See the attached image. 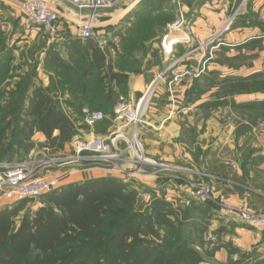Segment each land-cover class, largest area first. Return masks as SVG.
<instances>
[{"label":"crops","instance_id":"crops-1","mask_svg":"<svg viewBox=\"0 0 264 264\" xmlns=\"http://www.w3.org/2000/svg\"><path fill=\"white\" fill-rule=\"evenodd\" d=\"M20 1L0 0V96L3 90L16 88L18 79L26 74L37 76L29 96L51 83L59 86L64 77L60 68L54 72L57 60L67 63L81 44L104 49L108 62L115 64L123 54L124 41L136 26L148 22L150 17L168 16L152 26L157 36L144 43L148 52L142 55L141 73L126 72L125 85L113 86L110 99L114 104L122 101L136 105L155 82L149 101L141 109V123L127 127L117 123L112 116L116 107L113 105L106 114L110 126L104 132L82 131V136L74 141L89 139L92 134L106 136L116 132L131 138L136 130L146 154L168 162L166 174L170 175L159 178L151 174L128 176L117 170H110V175L103 170H72L63 186L90 179L117 178L131 184L144 203L159 197L174 207L189 208L190 214L201 212L214 232L208 243L196 248L207 257L204 264H264V229L243 224L223 209H212L208 203L194 200L177 176L211 184L216 202L264 211V131L255 135L250 130L243 133L242 127L251 125L236 121V113L242 110L239 106L264 101V90L231 92L241 82L250 86L264 82V0L130 1L103 11L97 37L91 40L79 38L77 13L63 0H51L54 9L64 17L59 40L44 37L43 32L28 24L22 16ZM179 10L185 12V25L172 33L173 50L165 54L161 40L178 18ZM230 20V29L220 37L225 45L214 50V59L209 60L212 45H204ZM67 33L71 37H64ZM30 53L31 58L26 59ZM179 58L180 62L167 71L169 64ZM175 75L184 76L172 86L171 94L169 83ZM80 90L78 87L75 94H80ZM68 92L59 96L60 106L72 119H77L82 108L79 104L68 105V101H73ZM34 141L39 142L37 148L46 138L36 133ZM68 147L71 146L67 145L64 152ZM222 159L240 166L239 170L223 166ZM4 202L0 200V211L13 205L3 206ZM208 253L212 256L208 257Z\"/></svg>","mask_w":264,"mask_h":264},{"label":"trees","instance_id":"trees-1","mask_svg":"<svg viewBox=\"0 0 264 264\" xmlns=\"http://www.w3.org/2000/svg\"><path fill=\"white\" fill-rule=\"evenodd\" d=\"M167 17H150L148 22L136 26L124 41L123 54L118 56L115 64L109 63L104 51L97 46L88 43L76 47L75 57L71 58L81 64L87 60L89 65L85 75H101L97 88L84 90L80 83L78 87L82 92L75 94L78 87L70 85L69 78L73 72L76 78L77 67L57 60V71L60 68L64 77L63 84L69 82L71 88L68 91L76 101L72 99L68 105H81L84 99L85 106L91 110L109 114L108 109L119 103L114 104L110 99L114 83L125 85L126 72L141 73L142 55L144 51V56L148 52L144 43L157 36L153 24ZM115 69L119 72H114ZM23 83L9 92L8 106L0 110L1 163L27 158L37 146L36 133L46 138L40 147L57 154L64 152L76 137L82 136V131L89 132L81 119L79 125V119L67 115L49 94L54 90L53 83L47 89L35 90L32 96L28 95L32 83L25 86L26 90ZM238 85L231 92L264 90L260 89L264 82ZM239 107L264 113V101ZM112 116L115 117V111ZM99 125L104 132L110 122L105 119ZM41 199L42 207L33 213H25L18 221L31 200L6 206L0 211V264H201L205 261L181 228L182 222L189 217L187 210L174 207L159 197L144 203L131 184L117 178L65 185Z\"/></svg>","mask_w":264,"mask_h":264},{"label":"built area","instance_id":"built-area-1","mask_svg":"<svg viewBox=\"0 0 264 264\" xmlns=\"http://www.w3.org/2000/svg\"><path fill=\"white\" fill-rule=\"evenodd\" d=\"M76 11L78 23V36L82 40L96 39L97 29L100 26L102 13L105 10H112L124 5L130 1L138 2L140 0H63ZM180 3L182 0H177ZM20 7L22 16L31 26L38 28L44 34L55 38L63 32L64 17L52 6L51 0H21ZM186 21L185 12L179 10L178 18L170 26L168 33L162 38L161 46L165 54H170L173 50L170 36L173 32L184 28ZM232 20L219 32L215 33L204 46L212 45L208 59H214V50L225 45L220 42V37L230 29ZM107 41L103 40V45ZM216 44V45H215ZM191 53V52H190ZM180 58L173 61L168 66L171 70L179 62ZM204 69V68H203ZM202 69V70H203ZM166 71V72H167ZM187 74H189L187 72ZM184 75H175L169 83L172 94V86L177 83ZM162 77V75L160 76ZM153 82L146 93L139 99L136 105L126 102H119L115 107V118L117 123H122L125 127L129 125L137 126L141 123V109L149 101L154 87ZM147 101L144 103V101ZM172 105L175 101L172 98ZM82 122L91 129L97 127L106 119V115L101 111H93L88 106H84L81 111ZM125 145V146H124ZM73 151L72 157L65 159L47 158L52 153L49 149L37 147L27 158L15 162H0V200H6L10 203H18L26 200H36L56 191L62 187L61 179L52 178L42 173L54 167L75 166H99L109 165L110 170H117L128 176L144 174H160L166 172L165 165L149 159L145 155L144 147L135 130L131 138L120 133H111L106 136L92 134L89 139H79L71 143ZM124 154L129 155L123 158ZM55 157V156H54ZM47 158V160H46ZM56 164H60L56 166ZM125 164V166H123ZM223 166L236 169L237 165L224 161ZM164 168V170L162 169ZM146 170H149L148 172ZM190 191V196L201 203L214 202L213 188L204 185L199 189ZM223 210L236 216L239 220L248 226L264 229V212H256L240 206L222 204Z\"/></svg>","mask_w":264,"mask_h":264},{"label":"rangeland","instance_id":"rangeland-1","mask_svg":"<svg viewBox=\"0 0 264 264\" xmlns=\"http://www.w3.org/2000/svg\"><path fill=\"white\" fill-rule=\"evenodd\" d=\"M6 22H8V20H6ZM43 35H44V37L49 38V39L53 38V37H51L50 35H47V34H43ZM69 37H71V35L66 36V38H69ZM54 39H58V40L61 39L60 35L58 37H55ZM102 51H104V49ZM25 58L26 59L27 58L30 59L31 58V53L28 56H25ZM35 60H37V58ZM67 63L70 64L73 67H75V66L77 67L76 68V70H77L76 78L74 77L75 76L74 72H73V75L69 78L71 80V82H72V83H70V85H73V86L77 85V87H78L79 84L81 83V85L84 88V90H85V88H88V87H93V88L96 87L97 88L99 86L98 85V78L101 75H99V74L94 75L92 73L88 74L87 76L85 75V70H86L87 66L89 65V63H87V60H84L83 64H81V63H79V61L70 58V59L67 60ZM79 64L82 67L81 69H79ZM81 71H82V74H81ZM54 72H57V70L56 71L54 70ZM26 75H25V79H23V77H21V79H18L17 84L15 86L16 88H14V89L9 88V89H5V90L2 91L1 96H0V110L2 108H5V107L8 106V102H9L8 94H9V92H11L12 90H16L19 87V85L21 83H23L24 80L27 79L28 81L23 83V89L26 90L27 87H25V86L28 85V84L31 85L33 79L34 80L37 79V76L34 77L33 74L32 75L28 74L27 76ZM65 79L68 82V79L67 78H65ZM63 83H64V80L62 82L60 81L59 86L58 85H54L53 86L54 94H52L53 92L49 93L58 102L59 105L61 104V101L59 100V96H61L62 94L67 92L69 90V88H71V86H69V82L66 83V84H63ZM36 84L39 85L38 82ZM234 86H239V85H234ZM20 88H19V90H20ZM260 89H264V86H261ZM68 93H70V92H68ZM70 97L75 101V99H74V97L72 95ZM85 103H86V101L83 99V104L81 103L82 108L86 105ZM97 105L100 106V104H98V103H97ZM236 111H238V110H236ZM228 114H229L228 116H231L230 111H228ZM236 114H237L236 115V117H237L236 121L237 122H239V120H241L243 123H248V124L251 125V126H248V127L247 126H243L242 127V132L243 133H245L246 131L250 130V131H252V134L255 135V134H261L264 131V113H259V112L255 111V110H247V109H243L242 108V110H239ZM77 119H79V122H80L81 115L80 116L78 115ZM94 129H95L96 132H103L100 129V125L95 127ZM36 142H37L36 144H39L38 141H36ZM68 148H69V150H67L66 152H61V153H57V154L50 153V154H48L47 158L50 157V158H57V159H65L67 157H72L74 153H73L71 147H68ZM145 155H146L147 158L157 162L158 164H162V165L169 164L166 161L158 160L156 158L148 156L146 154V152H145ZM128 157H129V155H128ZM224 157H227V156H223L222 158H224ZM47 158H46V160H47ZM123 158H127V154H124ZM224 161H228V160L227 159H225V160L222 159L221 160V162H224ZM59 165L60 164H56V166H59ZM53 166H55V164L52 165L51 169L46 170L47 172L44 171L42 174L43 175H47V176L49 175L52 178L61 179L60 183H61L62 186L64 185L63 181L68 178V175H69L70 171H72V170H78L80 172H88V171H91V170H103V171H105L106 173L109 174L110 173V168H111L109 165L87 166L85 164L82 165L81 167L68 166V167H54L53 168ZM123 166H125V164H123ZM239 167L237 166L238 170H239ZM237 168L233 169V171L237 170ZM162 169L164 170V168H162ZM146 171L148 172L149 170H146ZM165 174H166V172L160 173L158 175H156V174H151V175H153L154 177H159V178H162L163 176H169L170 175L169 173H167L166 175ZM177 176L180 177V180H181L180 182L186 184L189 192L192 190V188H191L192 185H194L193 188L196 189V190L201 188L204 185H209V186H211L213 188V186L211 184L207 183V182L200 181V180L189 179V178H187L184 175L183 176L177 175ZM213 192H214V188H213ZM214 198H215V193H214ZM215 202H216V200L214 202H207V203H208V206L210 208L213 209V208L216 207L219 210L223 209V205L222 204H228V203H220L219 201H217L216 203ZM6 204H13V203H10V202L6 201V202L3 203V206H5ZM215 204H218V205L216 206ZM42 206H43V201H42L41 198L29 201L25 205V208L23 209V211L20 213V216L17 219V221L25 213H29V212L33 213V212H35L36 210H38ZM183 210L184 211L187 210L188 214H189V217L185 221H183L182 224H181V228H183V231H184V233L186 235V239H188V241H190V243L193 245L194 248L203 247L206 244V242L208 243L209 237L210 236L213 237V234H214V232L210 229V224L206 221V218H203L202 214H200L201 212H199V214H196L195 212H191V214H190L189 208H185ZM253 211L264 212V211H260V210H253ZM210 246H211V243L209 244V247ZM202 256L205 257L203 254H202ZM204 262H206V260ZM204 262L201 263V264H204Z\"/></svg>","mask_w":264,"mask_h":264},{"label":"bare ground","instance_id":"bare-ground-1","mask_svg":"<svg viewBox=\"0 0 264 264\" xmlns=\"http://www.w3.org/2000/svg\"><path fill=\"white\" fill-rule=\"evenodd\" d=\"M147 101V99L144 101V103Z\"/></svg>","mask_w":264,"mask_h":264}]
</instances>
